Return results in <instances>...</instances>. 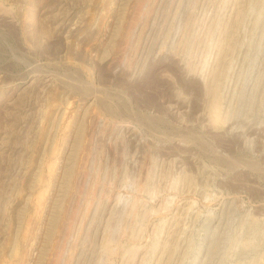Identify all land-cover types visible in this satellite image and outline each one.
Wrapping results in <instances>:
<instances>
[{"label":"rangeland","instance_id":"rangeland-1","mask_svg":"<svg viewBox=\"0 0 264 264\" xmlns=\"http://www.w3.org/2000/svg\"><path fill=\"white\" fill-rule=\"evenodd\" d=\"M0 264H264V0H0Z\"/></svg>","mask_w":264,"mask_h":264}]
</instances>
